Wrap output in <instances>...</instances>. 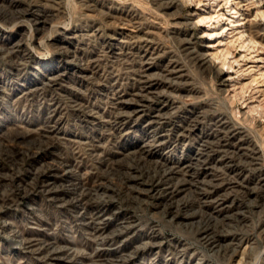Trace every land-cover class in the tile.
Listing matches in <instances>:
<instances>
[{"label": "rangeland", "instance_id": "rangeland-1", "mask_svg": "<svg viewBox=\"0 0 264 264\" xmlns=\"http://www.w3.org/2000/svg\"><path fill=\"white\" fill-rule=\"evenodd\" d=\"M263 14L0 0V264H264Z\"/></svg>", "mask_w": 264, "mask_h": 264}, {"label": "bare ground", "instance_id": "bare-ground-1", "mask_svg": "<svg viewBox=\"0 0 264 264\" xmlns=\"http://www.w3.org/2000/svg\"><path fill=\"white\" fill-rule=\"evenodd\" d=\"M226 1L229 2V0H226ZM228 4H229V3H228ZM231 10H236V9H235V8H232ZM234 14H239V12H236V13L234 12ZM262 16H264V14H263ZM214 18L217 19V22H220V20H221V18H223V16H221V15H215V16H213V17H211V16H206V17L201 18V19L199 20V23H203V22H205L206 20H210V22H212V21L214 20ZM245 20H246V19H241V20H239V21H231V23L233 24V26H236V27L238 28V26H242V25H244V24L246 23ZM259 22H260L259 24H260L261 26L264 25V22H263L262 20H260ZM220 34H222V32L217 33L216 30H213V31H211V32L208 33V36H209L210 38H213V37H215V36H217V35H220ZM240 34H241V35H240V37H241L240 39H242V38H243V33L240 32ZM223 41H224V39L221 40V41L219 42V44H217V46L223 44ZM254 43H255L254 40L250 37V38L247 40V42L243 40V44H245L243 47L251 49V48H253L252 45H254ZM205 63L208 64L209 66H211V65H212V60H209V61H207V62H205ZM171 174H173L172 171H171V169L166 171V175H168L169 177L172 178ZM163 175H164V174H163ZM165 179H166V178H165ZM206 238L208 239V242H210V243H211V242L214 243V241H213V240L215 239L214 234L210 233L209 235H207ZM218 246H219V245H218ZM228 248H229V247L219 246V250H218V251H219V252H220V251H226ZM262 254H263V253H262ZM262 256H263V255H262ZM262 256L260 257V259L262 258Z\"/></svg>", "mask_w": 264, "mask_h": 264}]
</instances>
